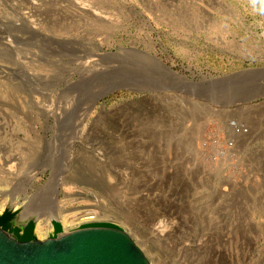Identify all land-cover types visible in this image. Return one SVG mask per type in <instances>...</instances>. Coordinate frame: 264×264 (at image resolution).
<instances>
[{"label": "rangeland", "instance_id": "rangeland-1", "mask_svg": "<svg viewBox=\"0 0 264 264\" xmlns=\"http://www.w3.org/2000/svg\"><path fill=\"white\" fill-rule=\"evenodd\" d=\"M13 84L0 154L39 145L32 180L0 163L10 231L109 223L150 264H264V0H0ZM73 171L105 196L48 185Z\"/></svg>", "mask_w": 264, "mask_h": 264}, {"label": "water", "instance_id": "water-1", "mask_svg": "<svg viewBox=\"0 0 264 264\" xmlns=\"http://www.w3.org/2000/svg\"><path fill=\"white\" fill-rule=\"evenodd\" d=\"M32 236H14L0 224V264H150L131 236L109 223L68 232L55 224L51 237Z\"/></svg>", "mask_w": 264, "mask_h": 264}, {"label": "bare ground", "instance_id": "bare-ground-1", "mask_svg": "<svg viewBox=\"0 0 264 264\" xmlns=\"http://www.w3.org/2000/svg\"><path fill=\"white\" fill-rule=\"evenodd\" d=\"M260 75V74H259ZM132 76V75H130ZM35 81V80H34ZM112 83V82H111ZM67 88V87H66ZM18 93L20 92V88L13 84V85H0V96L1 97H7L9 98L7 95L8 93ZM91 92V91H90ZM97 92V91H96ZM97 95V94H96ZM102 95V94H101ZM17 98V97H16ZM97 99V98H96ZM2 104V103H1ZM8 106V105H6ZM50 107V106H49ZM10 109V108H9ZM19 109V108H18ZM48 109V108H47ZM14 110V109H12ZM4 111V110H3ZM21 112V111H19ZM14 112V117L17 118V115L19 116L20 113ZM11 113V112H10ZM5 118V117H4ZM36 141L38 138H35ZM32 142L30 147L31 149L25 153V155H21L20 154V158L15 159L13 157L8 156L6 159H3L2 155L0 154V163H2L3 168H6L7 170L11 171L15 170L16 173L21 172V170L24 168L25 172H23V176L22 178L24 179V181H28V180H32L33 178H35V175L37 173V169H38V165L37 163V159H38V152H37V148L39 143L37 144V142ZM39 141V140H38ZM26 144V143H25ZM24 145V144H23ZM28 145V144H27ZM55 147V146H54ZM6 149V148H5ZM27 150V149H26ZM39 150V149H38ZM25 151V150H23ZM70 151V150H69ZM15 153V152H14ZM17 158V157H16ZM44 161V160H43ZM17 162V163H15ZM49 163V162H48ZM0 164V166H2ZM52 165V164H51ZM40 167V166H39ZM12 171V172H13ZM12 174V173H11ZM57 174V173H56ZM15 175V174H14ZM60 177V176H59ZM61 178V177H60ZM21 179V178H20ZM71 182L73 183H78V184H82L84 186L87 187H92L93 188V192L91 191V193H94L95 195L99 196L100 198H103L105 196V194L108 191V188L106 187L104 181L102 180V178H98L96 177L94 174L92 173H79V172H71L70 174H68L66 177L61 178V179H57L54 177H51L48 181V185L50 186H64V188L66 189H71V185H69ZM23 187V186H22ZM56 188V187H55ZM91 189V188H90ZM53 192V191H52ZM55 193V192H54ZM51 194V193H50ZM9 196V195H8ZM28 205V204H27ZM38 210V209H37ZM45 213V212H44ZM43 213V214H44ZM51 213V212H50ZM34 214V213H33ZM46 216V215H45ZM101 217V216H100ZM74 224V223H73ZM153 231H156L157 233H162L164 231V227L161 226L160 224H154L152 227Z\"/></svg>", "mask_w": 264, "mask_h": 264}, {"label": "flooded vegetation", "instance_id": "flooded-vegetation-1", "mask_svg": "<svg viewBox=\"0 0 264 264\" xmlns=\"http://www.w3.org/2000/svg\"><path fill=\"white\" fill-rule=\"evenodd\" d=\"M9 216H7L6 214L5 215H2L0 216V224L2 227L5 228V230H7L10 234L14 235V236H17V237H20V236H24V235H27L28 234V231H30V229H24L21 234L18 232L17 229H14L12 231L9 230V228L7 227V221L9 220ZM97 224H101V223H90V224H85V226H95ZM81 226V225H80ZM79 226V227H80ZM30 228V227H29ZM52 236V235H51ZM50 236V237H51ZM32 238L34 239L35 237L32 236Z\"/></svg>", "mask_w": 264, "mask_h": 264}]
</instances>
